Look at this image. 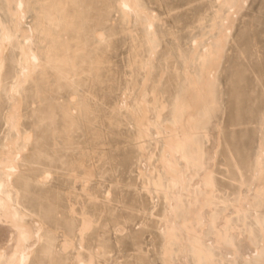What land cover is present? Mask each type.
Instances as JSON below:
<instances>
[{"label":"bare ground","instance_id":"obj_1","mask_svg":"<svg viewBox=\"0 0 264 264\" xmlns=\"http://www.w3.org/2000/svg\"><path fill=\"white\" fill-rule=\"evenodd\" d=\"M248 2L0 0V223L10 228L11 246L9 254L0 248V264H121L129 252V264H148L146 257L149 264L180 257L186 264H264V85L251 122L257 153L247 167L228 147L223 120L222 64L237 46L234 29ZM194 6L196 26L181 39L172 18ZM167 94L171 122L162 120ZM45 113L64 129L66 147L76 149L66 179L46 155L29 160ZM214 144L216 156L225 144L232 160L234 191L208 170ZM132 164L139 201L115 197L108 184L102 190L98 172ZM192 164L202 175L189 191L187 179L197 176ZM113 205L126 212H110ZM128 210L140 214L135 223ZM143 224L130 235L136 243L125 238ZM48 232L54 242L42 259ZM238 236L254 250L247 259Z\"/></svg>","mask_w":264,"mask_h":264},{"label":"rangeland","instance_id":"obj_2","mask_svg":"<svg viewBox=\"0 0 264 264\" xmlns=\"http://www.w3.org/2000/svg\"><path fill=\"white\" fill-rule=\"evenodd\" d=\"M158 13L162 14L161 9L157 10ZM197 12V7H193L188 13L178 12L174 15L172 19L176 21L172 30L178 32V36L181 39L191 36L193 28L196 26L194 17ZM236 36V45L229 46V51L227 52L225 63L222 64V77L224 79L225 89L227 91V97L225 101V114L223 120L229 125L227 132L225 134V139L228 147L236 157L239 162H242L244 167L248 166L246 162L249 157L252 156V160L255 159L257 153V137L253 138V128L254 125L251 122L255 119V111L260 105L261 95L263 91L261 86L264 85V75H260L259 64L264 70V0H249L245 12L240 16L236 27L234 29ZM121 52L117 54L118 59L121 58ZM257 77L254 78L253 74ZM5 87V86H4ZM56 97V95H53ZM53 96H45L46 100H52ZM53 97V98H52ZM60 103V100H57ZM172 96L167 94L165 97V110L162 112V120L164 122L172 121ZM56 111V110H54ZM2 114V109L0 106V116ZM48 113L39 116V124L36 129L40 132L35 135L34 138V150L29 155V160H33L37 155H46L49 165L52 170H56V166H59L58 177L66 179V167L71 155H74L76 149H69L62 141V136H64L65 131L60 126L58 120H53L47 117ZM199 114L202 115L200 112ZM153 117V116H152ZM235 124H240L238 127H233ZM235 132L238 133V140H235ZM72 136H75V132H71ZM254 140L253 146L250 144V140ZM256 144V145H255ZM52 145H55V152L52 151ZM255 146V147H254ZM218 151L217 144H214L209 150V155L211 160L208 161V170L215 172L219 182L222 184H228L229 189L234 191L236 186L234 183L230 182V176L235 174L232 167V160L225 150V144H222L221 153L216 156ZM180 162V161H178ZM253 164H251V167ZM135 164H132L127 169L116 168L115 172L110 175L98 172L97 176L100 180L102 190L105 191L104 185L108 184L111 187L113 195L124 196L125 199H131L134 201H139L140 196L137 195L134 188V180L136 178V172L134 170ZM192 168L196 173L195 180L191 181L187 179L184 187L189 191H194L199 186V176L202 175L201 167L196 164H192ZM228 171H224V169ZM251 170V169H249ZM247 174V175H246ZM250 171L245 172V177H249ZM21 177H25V174L20 173ZM27 177V176H26ZM116 180L120 183L117 185ZM116 188H119L117 190ZM244 191V190H243ZM245 192V191H244ZM229 194V195H228ZM225 201L230 200V192H227L222 196ZM222 208L221 205L218 206ZM125 209H118L117 206L113 205L110 208V212H122ZM130 220L135 223L139 218L140 214L136 211H127ZM209 209H205L202 213L203 219L205 221L209 215ZM154 220L153 216L148 217L146 224H151ZM222 225V222L218 223V227ZM145 224L138 228L130 230V233L125 236L126 239H130L132 243H136L135 239L130 238V235L135 236L140 230L144 228ZM178 229L186 237L183 229L178 226ZM10 235V228L5 224L0 223V248L9 254L11 251V246L7 244ZM107 238L109 235H106ZM258 236L257 234L255 235ZM235 243L238 245L240 253L246 259L254 254V250L245 237H236ZM108 240V239H107ZM106 241V239H105ZM54 242V237L49 232L44 236L43 246L44 249L41 251V258L44 259L48 255V248H52ZM210 241H208L209 243ZM47 253V254H46ZM144 254V252H142ZM226 254L230 255V249L225 251ZM132 253H127L125 258L121 259V264H129L130 257ZM146 257V255H145ZM63 258L69 259V255H64ZM144 261L149 264V261L144 258ZM110 264H114L112 261ZM177 264H186L185 258H179Z\"/></svg>","mask_w":264,"mask_h":264}]
</instances>
